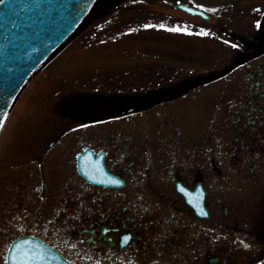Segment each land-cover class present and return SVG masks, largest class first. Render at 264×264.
<instances>
[{"label":"flooded vegetation","instance_id":"flooded-vegetation-1","mask_svg":"<svg viewBox=\"0 0 264 264\" xmlns=\"http://www.w3.org/2000/svg\"><path fill=\"white\" fill-rule=\"evenodd\" d=\"M121 8L193 28L169 31V50L158 52L171 59L169 75L179 70L174 60L188 73L155 90L154 67L145 73L156 84L128 99H88L71 121L49 115L57 108L48 104L13 134L0 150V264L25 253L35 259L17 264H238L237 222L247 217L238 187L264 183V0H124ZM202 29L209 35L196 34ZM215 81L223 88L204 106L230 116L226 156L221 125L213 144L206 119L192 114L194 97ZM163 102L182 113L142 115Z\"/></svg>","mask_w":264,"mask_h":264},{"label":"rangeland","instance_id":"rangeland-1","mask_svg":"<svg viewBox=\"0 0 264 264\" xmlns=\"http://www.w3.org/2000/svg\"><path fill=\"white\" fill-rule=\"evenodd\" d=\"M122 1L105 0L102 13L28 84L1 134L0 150L5 143L13 139L14 133L18 135V132L26 130L29 123L48 114L46 112L48 104L57 108L55 114L49 115H57L59 119L71 121L73 116L78 115L77 105L88 99L92 102L101 98L128 99L130 97L124 96L138 92L135 88H139L137 86L140 84L142 86L151 84L149 87L155 85L158 76L160 81L156 84L155 90L168 89L180 83L182 77L188 73V64L183 60L181 62L174 60L179 70L169 75L168 66L171 59L166 54L158 53L169 50L166 38L169 31L166 28L172 27V21L166 16L152 13L145 16L132 12L126 17L114 20H109V16L115 13L104 16ZM146 24L156 26L164 24L166 28H145ZM178 26L187 27V34L193 32V28H189L188 24ZM154 30L158 32L155 33ZM154 34H160L161 37L154 38ZM140 51L143 54L138 55ZM212 61L215 60L205 57L201 59L206 66H211L208 62ZM154 67H160L162 73H157L158 76L147 75L146 71L150 72ZM222 84L215 81L203 86L197 97H194L198 107L192 114L201 115L206 119L207 130L214 137L213 144L216 143L213 127L219 129L218 124L221 125L223 151L226 156V131L230 125V116L218 118L209 111L211 106H204L206 97H213L223 88ZM227 109L229 112V108ZM179 113L182 112L176 104L163 102L142 115L159 117ZM185 114L189 115L188 112ZM143 119L147 118L143 116ZM224 155L223 163H226ZM228 189L232 190L230 187ZM223 191L229 192L225 188ZM226 196L230 198L231 193ZM238 199V207L246 211L244 214L247 215L237 222L239 232L233 249L239 254L238 264H264V183L257 182L251 186L238 187ZM227 241L228 238L224 236L223 242ZM245 244L248 246L245 247Z\"/></svg>","mask_w":264,"mask_h":264},{"label":"water","instance_id":"water-1","mask_svg":"<svg viewBox=\"0 0 264 264\" xmlns=\"http://www.w3.org/2000/svg\"><path fill=\"white\" fill-rule=\"evenodd\" d=\"M104 1L5 0L0 4V119L4 121L0 134L30 81L100 13Z\"/></svg>","mask_w":264,"mask_h":264},{"label":"snow or ice","instance_id":"snow-or-ice-1","mask_svg":"<svg viewBox=\"0 0 264 264\" xmlns=\"http://www.w3.org/2000/svg\"><path fill=\"white\" fill-rule=\"evenodd\" d=\"M4 3H5V0H0V4H4ZM189 11H191V9H189ZM207 11L215 12L216 9H207ZM200 14L202 15L203 13L201 12ZM144 27H145V28L159 27V28H161V29H165V28H166V26H165L164 24H160V25H158V26H156V25H151V24H146V25H144ZM256 27H257V28L260 27V23H259V22H257ZM166 30H168V31H172V32H180V31H185V32H187V31H188L187 27H181V26H176V27L166 28ZM188 34H192V33L189 32ZM196 34H197V35H201V36L209 35V33L206 32V31H204L203 29H202L200 32L196 33ZM225 43H227V41H225ZM232 47H236V45L233 44ZM3 123H4V121H3L2 119H0V127H3ZM115 182L118 183V181H115ZM200 212H201V215H205V214H206V213L203 211L202 208L200 209ZM126 239H127V238H125V240H126ZM242 243H243V242H242ZM247 246H248V245L245 244V247H247ZM15 247H16V248H20V245L17 244V245H15ZM10 259H11V261L13 262V264H17L18 261L33 260V259H35V257L28 256V254L25 253L24 255L19 256V257H18L17 255H12V256L10 257Z\"/></svg>","mask_w":264,"mask_h":264},{"label":"trees","instance_id":"trees-1","mask_svg":"<svg viewBox=\"0 0 264 264\" xmlns=\"http://www.w3.org/2000/svg\"><path fill=\"white\" fill-rule=\"evenodd\" d=\"M118 12H119V13H118ZM108 13H110V14L115 13L114 15L109 16V20H114V19H117L118 17L121 16V10L119 9V7H116V8H114V9L110 10ZM108 13H107V14H108ZM116 13H118V15H116ZM107 14H105L104 16H106Z\"/></svg>","mask_w":264,"mask_h":264}]
</instances>
